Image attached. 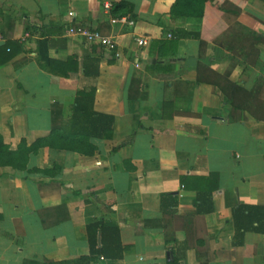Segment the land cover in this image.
I'll list each match as a JSON object with an SVG mask.
<instances>
[{
	"label": "crops",
	"instance_id": "0c3cea01",
	"mask_svg": "<svg viewBox=\"0 0 264 264\" xmlns=\"http://www.w3.org/2000/svg\"><path fill=\"white\" fill-rule=\"evenodd\" d=\"M122 1L131 12L113 16ZM173 3L0 0L3 143L15 150L21 140L46 137L55 103L66 128L79 91L94 89L93 110L114 118L112 138L94 141L93 156L42 148L25 171L0 167V264L85 256L86 226L100 220L118 226L123 250L121 258L93 264H167L174 256L179 264H264V220L237 224L244 232L233 221L239 205L264 214V121L249 112L228 121L231 108L219 89L196 82L199 64L229 71L246 90L264 80V45L243 44L246 33L235 25L264 37V2L248 0L235 22L221 34L210 30L204 44L182 37L202 22L171 16ZM70 25L112 38L118 56L69 35ZM138 39L147 45L137 46ZM241 45L257 51L254 64ZM210 188L211 203L200 207L197 194ZM164 215L174 216L167 245Z\"/></svg>",
	"mask_w": 264,
	"mask_h": 264
},
{
	"label": "trees",
	"instance_id": "16d2710c",
	"mask_svg": "<svg viewBox=\"0 0 264 264\" xmlns=\"http://www.w3.org/2000/svg\"><path fill=\"white\" fill-rule=\"evenodd\" d=\"M248 0H174L169 14L178 18L200 19L202 27L197 32H182V37L198 40L199 43H205L208 32L215 29L216 33H222L228 28L231 22L239 16ZM264 2V0H260ZM131 7L125 2L114 4L111 9L113 16H125L131 12ZM235 25L243 29V44L249 45L252 49L258 44L264 45V37L259 36L248 28L235 22ZM178 38V37H177ZM241 36L237 39H240ZM209 40V39H208ZM211 41L213 39H210ZM241 41V39H240ZM223 48L232 47L233 44L226 45L222 40H214ZM238 46L244 52L245 61L254 64L257 59V51L252 49L247 53L246 46ZM114 54V52H111ZM254 55V56H253ZM114 57V55H113ZM250 57V58H249ZM50 64L49 60H45ZM197 83L212 84L217 87L223 96L224 104L231 108L228 121H243L249 117L264 121V80L259 79L255 86L246 90L241 85L232 82L230 72L227 71L220 75L212 70L207 69L201 64L197 65ZM94 89L90 91H79L72 106V114L67 120V126L61 124L62 109L57 103L52 104L51 113V130L46 137L36 139L31 145H27L25 140H21L15 150L3 143L0 136V167H9L12 170L25 171L30 155H36L42 148H48L56 151L75 153L82 156H93L97 151L94 141L110 140L112 138L114 118L110 115L97 113L93 110ZM50 173L51 171H44ZM210 185V181L206 178ZM217 187V186H216ZM216 187H214L216 189ZM213 188V189H214ZM78 194V193H75ZM212 199V189L207 192L197 194L198 205L209 204ZM260 208L239 205L233 211V221L237 230H243L247 227L237 226L246 221H253L261 225L264 220V214L257 216ZM173 215L163 216L162 229L164 238L167 243L174 241V231L170 230L169 223L173 220ZM178 217H176V220ZM86 236L89 253L72 261L47 264H93L100 257L106 259L121 258L122 248L120 244L119 228L114 223L107 221H97L86 226ZM121 251V254L120 252ZM118 252V254L116 253ZM167 264H179L178 258L174 256L173 260Z\"/></svg>",
	"mask_w": 264,
	"mask_h": 264
},
{
	"label": "built area",
	"instance_id": "2783aa9c",
	"mask_svg": "<svg viewBox=\"0 0 264 264\" xmlns=\"http://www.w3.org/2000/svg\"><path fill=\"white\" fill-rule=\"evenodd\" d=\"M68 15L71 17L73 14L70 12ZM121 22H126L129 25H133L132 21H127L126 18H120ZM114 22V21H112ZM67 33L71 36H78L80 37L85 43L89 45H94L105 49L108 52H114L116 56L117 54V44L116 42L107 36H104L96 29H92L82 25H70L67 29ZM170 38V35H169ZM137 46H146L147 41L145 39H138L136 40Z\"/></svg>",
	"mask_w": 264,
	"mask_h": 264
}]
</instances>
